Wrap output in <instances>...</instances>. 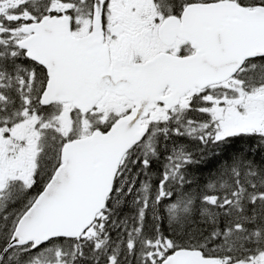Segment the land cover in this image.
Segmentation results:
<instances>
[{
  "label": "snow or ice",
  "instance_id": "1",
  "mask_svg": "<svg viewBox=\"0 0 264 264\" xmlns=\"http://www.w3.org/2000/svg\"><path fill=\"white\" fill-rule=\"evenodd\" d=\"M0 264H264V0H0Z\"/></svg>",
  "mask_w": 264,
  "mask_h": 264
}]
</instances>
